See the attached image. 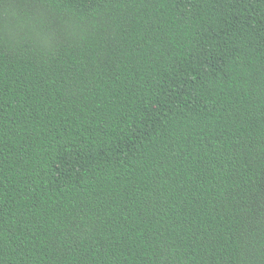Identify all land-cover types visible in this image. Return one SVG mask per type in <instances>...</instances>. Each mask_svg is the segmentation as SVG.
<instances>
[{
    "label": "trees",
    "instance_id": "1",
    "mask_svg": "<svg viewBox=\"0 0 264 264\" xmlns=\"http://www.w3.org/2000/svg\"><path fill=\"white\" fill-rule=\"evenodd\" d=\"M0 264H264V0H0Z\"/></svg>",
    "mask_w": 264,
    "mask_h": 264
}]
</instances>
